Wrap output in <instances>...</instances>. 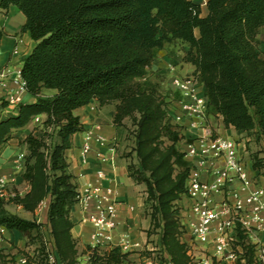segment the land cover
I'll list each match as a JSON object with an SVG mask.
<instances>
[{"label": "trees", "instance_id": "trees-1", "mask_svg": "<svg viewBox=\"0 0 264 264\" xmlns=\"http://www.w3.org/2000/svg\"><path fill=\"white\" fill-rule=\"evenodd\" d=\"M10 5L24 14L21 31L35 41L21 66L25 89L35 100L18 103L15 115L0 118V147L15 131L46 117L42 128L20 140L27 148L22 179L29 190L0 197V226L44 244L43 224L8 211L6 204L34 212L48 199L47 224L58 263L80 264L70 219L79 191L66 150L71 137L84 128L74 111L96 100L115 104L116 126L124 127L126 119L134 126L136 162L128 164V174L146 186L145 207L152 222L148 234L159 230L160 245L172 263L191 264L180 239L177 207L191 164L177 147L183 135L158 84L146 78L147 68L166 43L187 44L183 61L195 67L208 112L220 115L225 127L264 141V58L258 49L264 0H206L205 15L194 0H0V8ZM3 34L0 30V38ZM43 89L54 92L42 95ZM7 104L1 102L0 109ZM250 159L264 176V150L252 152ZM33 230L38 231L35 236ZM247 241L239 229L236 244L243 247L244 264H255L254 245ZM130 254L119 246L92 250L89 264H122ZM8 257L15 262L12 254L0 250V264Z\"/></svg>", "mask_w": 264, "mask_h": 264}, {"label": "crops", "instance_id": "crops-1", "mask_svg": "<svg viewBox=\"0 0 264 264\" xmlns=\"http://www.w3.org/2000/svg\"><path fill=\"white\" fill-rule=\"evenodd\" d=\"M25 23L24 14L15 6L10 5L7 9L0 8V30L4 32L0 38V78L3 83L0 84V104L5 101L7 95L16 90V84L13 82V75L16 69H21L23 59L31 52L35 45V41L30 37L28 32H22V26ZM259 45L258 49L261 56L264 58V26L261 27L258 34ZM16 51V52H15ZM183 55L178 51H174L171 45H164L156 52L151 65L147 68V77L150 81L157 83L158 86L165 84V90L169 92L171 89L169 70L170 64H175L177 67L176 73L185 74L193 73L195 67L183 61ZM199 91L204 93L203 85ZM54 90L43 89L42 95H51ZM178 94L176 97H170L169 107L174 113H179ZM35 100V97L26 90L20 93V101L14 104L8 103L0 109V118H6L17 113L18 103H30ZM115 104L99 105L96 100H92L89 104L77 108L74 113L80 117L84 126L83 130L75 133L71 137V147L66 150V158L69 163V169L74 175V181L78 186L80 193L84 192L88 185L114 188L116 198L118 200V225L114 233L115 243H119L121 236H125L129 242V246L124 248V251H129L131 254L128 260L122 264H174L170 261L168 254L160 245L159 233L148 234L151 229L152 222L145 207L146 186L143 183H138L128 174V164L135 163V157L131 151V145L126 141L125 128L118 127L113 123V115ZM45 115L38 116L27 126L15 131L12 139L2 147H0V177H4L7 183L14 181L15 174H20V186L23 172V159L18 160L19 154H26L27 148L25 144L20 143L19 139H24L35 127H37L44 119ZM188 119L181 123L180 132L183 139L177 143V147L184 151L186 142L192 141L195 138L219 135L229 139H240L241 141H249L250 136L241 130H236L234 127H225L222 117L218 114L209 113L204 120H201L199 127H190ZM215 121V123H214ZM36 133H40L36 131ZM90 133L92 136H101L107 141L115 140L117 147L115 149V165L110 163L100 164L97 159L98 151L110 154L109 150L100 147L94 140L89 142L91 150L84 157L82 147L86 142V135ZM84 158L86 162H84ZM187 161L191 158L184 157ZM249 174L256 177L258 183L264 187V176L259 174L257 170L252 168V160L250 157L246 161ZM102 167L105 176L98 179L96 171ZM202 178L206 179L207 175L202 174ZM27 183V182H26ZM14 184V183H13ZM6 184V192L7 186ZM29 190L27 183L24 189L20 187V194L23 195ZM180 207L186 209L188 200L185 197L180 199ZM20 216L36 220L43 224V229L47 225V206L48 199H45L39 207L34 211H26L21 205ZM84 202L78 201L70 210V219L73 222L72 235L77 242L78 261L80 264H89L87 257V246L91 244V234L93 228L90 223L82 221L84 215L94 210V202L89 201L87 209H83ZM30 215V218L28 217ZM37 230H33L32 235L35 236ZM54 245L53 238L49 237ZM253 242H261L264 240L263 234L253 235ZM25 245L23 235L16 230L0 229V249L14 255L16 264H21L23 254L14 251L15 247ZM55 247V246H54ZM106 250V247H102ZM199 249L203 248L198 246ZM55 249V248H54ZM208 254L213 251V246L207 247ZM29 250V247H26ZM31 253V252H29ZM227 254V253H226ZM55 258L56 250H55ZM203 254L200 253V259L195 264H205L203 262ZM202 259V260H201ZM214 264H237L234 258L227 255L219 256L213 259ZM58 263V259H57ZM60 264V263H58Z\"/></svg>", "mask_w": 264, "mask_h": 264}, {"label": "built area", "instance_id": "built-area-1", "mask_svg": "<svg viewBox=\"0 0 264 264\" xmlns=\"http://www.w3.org/2000/svg\"><path fill=\"white\" fill-rule=\"evenodd\" d=\"M12 79L16 84V90L5 99L10 104L19 102L20 93L26 90L21 69L14 71ZM2 83L3 80L0 78V84ZM170 84L169 92L166 91L162 95L159 91V94L167 103V111L172 122L181 129V123L188 119L190 127H199L200 121L208 114V106L207 98L199 91L202 84L196 75L174 74L170 78ZM176 94L179 96V113H174L169 107V98H175ZM91 140L110 152L106 154L98 151V162L115 165L116 141H107L101 136H92L88 133L82 147L84 157L91 150L89 144ZM238 145L234 139L219 135L199 137L186 142L183 152L186 157L191 158V168L183 197L187 198L188 205L186 209L179 207L178 220L180 239L185 243L187 252L192 258L191 264L199 261L200 253L203 254L205 264H214V258L225 255L234 258L237 264H244L243 247L236 244L239 229L248 236L246 243L254 245V263L264 264V240L261 242L251 240L253 235H264V187L258 183L256 177L249 174ZM23 158L24 154L18 155L19 161ZM84 162H86L85 158ZM203 173L207 175L206 179L202 178ZM96 176L98 179L105 176L102 167L96 171ZM6 183V179L0 177V197L8 199L15 193L6 192ZM78 201L84 202L83 209H87L89 201L94 202V210L86 213L82 218V221L90 223L93 228L90 249L87 251L88 260L92 250L101 253L102 247H106L107 250L119 246L124 251V248L129 246L125 236H121L119 243H115L114 240L118 225L119 203L114 188L88 185L84 192H79ZM3 228L5 227L0 226L1 230ZM49 241L43 239L45 246L50 248V251L48 248L46 264H56L55 249L53 250L55 247ZM209 245L213 246L211 254H208ZM198 246L203 248L199 249ZM26 253L32 256V253ZM27 262L28 257L24 253L21 264Z\"/></svg>", "mask_w": 264, "mask_h": 264}, {"label": "rangeland", "instance_id": "rangeland-1", "mask_svg": "<svg viewBox=\"0 0 264 264\" xmlns=\"http://www.w3.org/2000/svg\"><path fill=\"white\" fill-rule=\"evenodd\" d=\"M194 2L199 3L201 5V7H202V15H205V13H206V6H205L206 0H194ZM166 45L167 46L171 45L172 48L174 49V51H178L181 54H185V52L188 50V45L183 43V42H181V41H179V40H173L171 42L166 43ZM169 70L171 72L170 78H171L172 75L178 74V73H176L177 67H176L175 64H170L169 65ZM188 74H191V73L188 72V73L179 74V75H188ZM146 78H148L147 75H146ZM164 87H165V84L159 86V91H160V93L162 95L166 92ZM124 122H125L124 123L125 124L124 125L125 138H126V141L129 143V145H131L130 146L131 147V151L128 152V153L131 154L132 153V147L134 145L133 134H132L133 130H134V126H133L132 121L130 119H126ZM214 123H215V121H214ZM38 126H39V128H42L41 124H39ZM235 141H237L238 144H239L238 145L239 152H240V155L242 156V159H243V161L245 163H246L247 159L250 157V154L252 152H261L262 150H264V141H262V140L257 141V140L254 139V137H251V136H250V140L249 141H245V142L241 141V138L237 139ZM18 147H20V139L18 141ZM116 147H117V142H116L115 149H116ZM114 154H115V150H114ZM115 158H116V155H115ZM14 177L16 178L14 181L6 183V184H10V185L7 186V190H8V192H14V193L18 192L20 194V187H21V189H24V187L26 186L27 183L25 181H23V182H21V186H20V174L17 173V174H15ZM5 188H6V185H5ZM180 205H181L180 202H178L177 203V207H180ZM6 209L8 211H10L12 213H15V214L20 216V208L17 206V204L12 203V202H8L6 204ZM28 217L30 218V215H28ZM43 228H41L42 240L45 239L48 242L50 240L49 239V237H50L49 226H48V228L47 227L45 229H43ZM157 231L158 230H156L155 233ZM24 240H25V245H23L22 247H17L16 246L14 251L19 253V254H24L26 252H31L32 253V256H31L32 264H39L38 262L40 260H43V262L45 263L49 247L45 246V244H40L39 241L34 240V239L29 240V239H26L24 237ZM26 247H29L28 251L26 250ZM53 250H54V248H53ZM49 251H50V248H49ZM51 252H52V250H51ZM4 264H16V263L14 261H12L11 258L8 257V258H6L4 260ZM56 264H58V263H56Z\"/></svg>", "mask_w": 264, "mask_h": 264}]
</instances>
